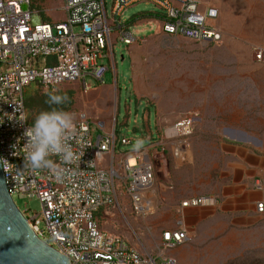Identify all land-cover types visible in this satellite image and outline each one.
<instances>
[{
  "label": "rangeland",
  "instance_id": "374dc122",
  "mask_svg": "<svg viewBox=\"0 0 264 264\" xmlns=\"http://www.w3.org/2000/svg\"><path fill=\"white\" fill-rule=\"evenodd\" d=\"M200 1L219 10L218 43L169 37L153 21L143 20L129 28L140 39L132 46L117 39L120 31L115 29L114 61H102L111 69L104 85L87 77L88 92L79 83L55 92L75 93L69 113L74 120L85 116L91 121L94 141L106 134L100 125L106 132L116 128V161L169 137L177 120L195 118L188 161L169 153L155 163V185L147 194L154 211L142 213L126 190L118 191L115 205L96 215L103 231L123 237L142 254L158 256L162 234L178 228L181 204L213 197L216 207L184 212L192 241L169 254L178 264H264V213L257 214L255 205L261 198L245 201L264 193L256 187L257 182L264 185V57L257 59L264 48V0ZM40 2L44 18L51 14L62 20L61 0ZM114 4L106 0L109 22ZM153 12H159L154 4L142 2L118 20L125 26ZM44 94L33 87L26 97ZM28 115L32 121L37 116L30 110ZM123 139L132 144L121 145ZM243 150L260 158L254 173L240 168L247 163ZM14 202L22 213L42 212L37 197L14 196Z\"/></svg>",
  "mask_w": 264,
  "mask_h": 264
},
{
  "label": "built area",
  "instance_id": "2783aa9c",
  "mask_svg": "<svg viewBox=\"0 0 264 264\" xmlns=\"http://www.w3.org/2000/svg\"><path fill=\"white\" fill-rule=\"evenodd\" d=\"M63 1L60 10L66 19L49 22L40 10V0H0V160L7 188L13 200L14 196L39 198L42 212L23 215L38 237L66 255L70 264H178L169 252L192 241L184 212L216 207L217 199L203 196L183 202L178 228L162 234L158 256L142 254L123 237L103 231L96 215L115 205L118 191L126 190L143 207L155 185V163L169 153L177 161H188L195 118L188 115L177 120L169 137L116 161V128L106 132L100 125L106 134L94 141L91 121L81 116L66 139L77 160L63 164L59 157H50L62 169L58 177L48 169L25 166V132L34 122L25 105L26 93L36 87L46 94L74 83L88 92L87 77L104 85L111 69L102 61H114L115 29L120 31L117 39L128 46L140 40L130 33L127 22L124 26L118 20L139 3L157 7V17L150 20L157 31L196 42L221 40L219 10L200 0H115L114 19L109 22L106 0ZM26 2L28 11L23 8ZM36 17L41 18L39 23L33 22ZM263 57L264 48L257 52L258 60ZM130 144V140L121 141V145ZM256 187L264 189L262 182ZM256 213H264V202L256 204Z\"/></svg>",
  "mask_w": 264,
  "mask_h": 264
},
{
  "label": "water",
  "instance_id": "95a60500",
  "mask_svg": "<svg viewBox=\"0 0 264 264\" xmlns=\"http://www.w3.org/2000/svg\"><path fill=\"white\" fill-rule=\"evenodd\" d=\"M23 8L28 11L29 3H24ZM40 21V17L33 20L36 23ZM0 264H70L66 255L38 237L16 206L5 182L1 160Z\"/></svg>",
  "mask_w": 264,
  "mask_h": 264
},
{
  "label": "clouds",
  "instance_id": "9594fccd",
  "mask_svg": "<svg viewBox=\"0 0 264 264\" xmlns=\"http://www.w3.org/2000/svg\"><path fill=\"white\" fill-rule=\"evenodd\" d=\"M66 100V95H52L49 98V102L54 105H60ZM73 124L71 113L59 109L40 112L25 132L28 138L25 166L32 170L48 169L59 177L62 169H58L50 157H59L63 164H72L77 160L72 147L66 143Z\"/></svg>",
  "mask_w": 264,
  "mask_h": 264
},
{
  "label": "trees",
  "instance_id": "16d2710c",
  "mask_svg": "<svg viewBox=\"0 0 264 264\" xmlns=\"http://www.w3.org/2000/svg\"><path fill=\"white\" fill-rule=\"evenodd\" d=\"M155 17H157V14L155 12L146 13V14H142V15H138L134 17L129 22H127V24H128V27H130V26H133L137 22H140L143 20H152ZM52 95H61V96L66 95L67 100L60 105H54L49 102V98ZM74 97H75V93L71 90H68V91L59 90L57 92L49 91L48 93L42 96L36 97V98H32V99L26 98L25 105L28 110L35 112L37 115L40 112L51 111L53 109H59V110L69 113L72 111L75 105Z\"/></svg>",
  "mask_w": 264,
  "mask_h": 264
},
{
  "label": "crops",
  "instance_id": "0c3cea01",
  "mask_svg": "<svg viewBox=\"0 0 264 264\" xmlns=\"http://www.w3.org/2000/svg\"><path fill=\"white\" fill-rule=\"evenodd\" d=\"M62 2V7H63V3L64 1L61 0ZM62 7H59L58 9H62ZM56 7L52 6V10H54ZM52 11H50L49 13H51ZM46 21L49 22H57V21H61V20H55L51 14H46V18H44ZM54 19V20H53ZM66 17L64 15V17L62 18V20H65ZM241 156L245 159V161L247 162L246 164L242 165L240 168L244 171V172H248V173H254L255 171H257L259 169V163H260V158L253 152L248 151V150H243L241 151ZM264 191V190H263ZM255 198H261V200H259V202H264V193L261 194H253V196H248L246 197L245 201L249 202L250 204H252L253 200ZM247 202V203H248ZM255 203V202H253ZM258 202L255 203V205Z\"/></svg>",
  "mask_w": 264,
  "mask_h": 264
},
{
  "label": "bare ground",
  "instance_id": "6f19581e",
  "mask_svg": "<svg viewBox=\"0 0 264 264\" xmlns=\"http://www.w3.org/2000/svg\"><path fill=\"white\" fill-rule=\"evenodd\" d=\"M188 157H189V156H188ZM260 186L263 188L262 185H260ZM153 205H154V201H152V200H148V201H146V202L144 203V206H143V207H142V206H139V208H140V211H141L142 213H151V212L154 211Z\"/></svg>",
  "mask_w": 264,
  "mask_h": 264
}]
</instances>
